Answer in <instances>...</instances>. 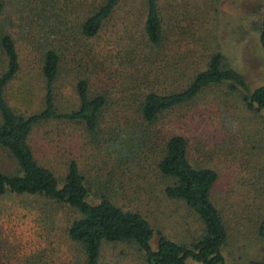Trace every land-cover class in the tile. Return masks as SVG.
<instances>
[{
  "label": "rangeland",
  "instance_id": "374dc122",
  "mask_svg": "<svg viewBox=\"0 0 264 264\" xmlns=\"http://www.w3.org/2000/svg\"><path fill=\"white\" fill-rule=\"evenodd\" d=\"M104 1L3 0L0 28L7 27L15 39L21 63L8 89L12 109L24 114L43 107L41 70L47 48H55L64 59L55 92L59 108L77 106L74 86L77 78L84 77L93 92L103 91L115 106L117 102L124 106H113L105 119L108 125L136 115L139 85L158 79L163 83L173 76L171 88L183 89L218 53L245 78L251 91L264 85L260 43L264 0H159L164 44L158 49L147 46L144 0H122L99 36L84 38L79 25ZM4 68L0 55V72ZM150 130L161 137L184 136L191 160L218 171L213 200L230 235L228 264H264V242L258 237L264 221V112L249 110L227 86H214L167 112ZM92 141L84 126L52 123L37 126L30 145L37 162L62 180L69 163L77 161L92 190L91 203L98 200L94 195L99 196L100 185L111 182V175L106 193L114 202L127 211H140L171 240L190 242L199 222L189 208L167 202L159 191L163 182L155 160L160 150L144 154L145 161L129 159L124 166L117 161L119 152L113 151L111 140ZM0 171H18L15 159L2 148ZM76 218L74 210L47 199L0 197V264H77L79 250L68 236ZM144 262L135 249L111 245L103 251L101 264Z\"/></svg>",
  "mask_w": 264,
  "mask_h": 264
},
{
  "label": "trees",
  "instance_id": "16d2710c",
  "mask_svg": "<svg viewBox=\"0 0 264 264\" xmlns=\"http://www.w3.org/2000/svg\"><path fill=\"white\" fill-rule=\"evenodd\" d=\"M122 0H105L98 9L79 25L80 34L86 39L99 36ZM147 13L145 35L147 46L162 48L164 25L160 15L159 0H144ZM4 3L0 0V16ZM0 28V55L5 68L0 72V148L8 151L18 165L15 173L0 171V197L7 195L38 197L75 211L77 218L68 230L69 239L78 247L77 264H101L107 246H129L144 258V264H228L226 250L229 231L224 217L213 200V191L219 180L218 171L210 166L194 163L189 155V142L182 135L161 137L150 128L167 112L194 101L203 91L214 86H227L230 93L240 95L249 110L264 112V85L251 91L245 78L228 64L221 53L215 54L207 68L194 75L183 89H173V76L163 83L147 80L139 85L142 91L138 111L132 118L119 119L110 125L106 116L113 111L115 102L103 91H92L84 77L75 82L77 106L60 109L56 90L64 69V59L55 48L43 53L42 78L44 81L43 107L37 112L12 109L8 89L21 70L20 56L13 36ZM260 43L264 53V15L261 22ZM166 85L167 89L164 87ZM122 102L117 107L124 109ZM115 106V107H116ZM64 123L85 127L97 143L101 137L111 140L113 151H118L117 161L128 166L129 159L145 161L143 155L157 153L155 169L163 187L159 190L167 202L179 203L191 210L199 222L198 230L190 242L173 241L163 232H157L140 211H127L108 196L109 184L100 185L98 200L90 202L92 190L77 161H71L65 179L41 166L30 145L33 131L39 125ZM112 125V126H111ZM106 126V127H105ZM111 126V127H109ZM160 141L156 144L155 141ZM162 140V141H161ZM119 143V144H118ZM116 145L119 149L115 150ZM111 150V149H110ZM127 155L126 159L123 157ZM111 174V173H110ZM264 242V221L258 230Z\"/></svg>",
  "mask_w": 264,
  "mask_h": 264
}]
</instances>
